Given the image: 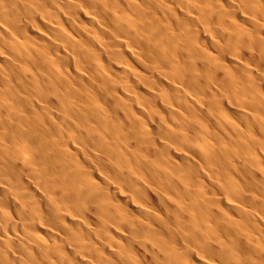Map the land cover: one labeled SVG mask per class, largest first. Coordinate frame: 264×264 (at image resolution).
Returning <instances> with one entry per match:
<instances>
[{
    "label": "bare ground",
    "instance_id": "bare-ground-1",
    "mask_svg": "<svg viewBox=\"0 0 264 264\" xmlns=\"http://www.w3.org/2000/svg\"><path fill=\"white\" fill-rule=\"evenodd\" d=\"M0 264H264V0H0Z\"/></svg>",
    "mask_w": 264,
    "mask_h": 264
}]
</instances>
